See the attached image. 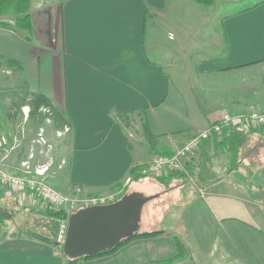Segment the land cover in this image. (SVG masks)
Segmentation results:
<instances>
[{
  "label": "crops",
  "instance_id": "obj_1",
  "mask_svg": "<svg viewBox=\"0 0 264 264\" xmlns=\"http://www.w3.org/2000/svg\"><path fill=\"white\" fill-rule=\"evenodd\" d=\"M215 2L189 0L197 12ZM57 3L30 0L28 28L0 18V96L14 103L23 94L36 114L49 109L56 116L54 131L70 129L47 177L62 174L60 192L79 186L96 195L125 186L154 154L174 153L222 109L264 110V0L222 17L204 55L189 52L173 24L183 0ZM249 76L256 80L251 91ZM21 110L28 116L30 104ZM125 115L138 117L143 132H129ZM255 130L204 141L187 162L190 176L133 179L128 192L160 193L144 207L141 233H161L76 264H167L177 253L175 237L185 245V264H264V146ZM172 181L177 186L165 188ZM0 203L13 204L17 215L36 206L3 185ZM5 228L0 264H67L55 243Z\"/></svg>",
  "mask_w": 264,
  "mask_h": 264
},
{
  "label": "rangeland",
  "instance_id": "obj_2",
  "mask_svg": "<svg viewBox=\"0 0 264 264\" xmlns=\"http://www.w3.org/2000/svg\"><path fill=\"white\" fill-rule=\"evenodd\" d=\"M49 1H53L55 4H59L57 2L61 0ZM256 1L258 0H216L214 5L211 7L200 6L197 12V9L189 3V0H183L181 12H178L177 14V22L175 21L173 22V24L176 26V31L179 32L178 37H180V39L183 41L184 46H188L187 49L189 48V52H192L193 55H196L197 50H200L202 51V55H204L208 49V45L205 44L209 41V35L211 33H214L215 37L218 34V31H220L221 18L236 10H240L245 6H249ZM201 45H204L206 47L202 48ZM184 51L182 52L183 56L185 54ZM186 53H188V51H186ZM210 54L212 55L213 53H206L207 56H210ZM204 58H206V56ZM4 75L5 74L2 73V69L0 68V79L4 77ZM255 81L256 80L253 79V77L249 76L248 82L250 83L247 86L248 91L254 89V86H256ZM1 89H3L2 84H0V95L3 94ZM22 96L23 94H18L17 101L14 103H9L8 100H3L4 98L0 96V124L4 122L5 126H7V130L1 132H9L13 138L17 137V141L14 148L10 150L9 157L5 161L3 160L2 164L8 172L12 173L21 172V163L26 160L31 163V166L33 168L42 164L49 163L51 164L49 173L53 170L55 171L58 166L57 162L59 157V151L62 147V145H60L62 137L57 136V132L54 131L58 127L56 116L52 115V112H48L45 110H43L39 114H36L35 107L33 106L34 100L28 102L25 99L20 100ZM24 103L30 104L31 112H29L30 114H28V116H24L22 112L23 110H21V106ZM10 110H13V112H10ZM14 110L16 112H14ZM9 113L12 115L8 117ZM123 118L125 123L127 124L129 132L134 134V136L143 132L138 117L134 115H125ZM39 128L40 131H38ZM260 129L264 132L263 128ZM260 143L264 146V137L260 139ZM4 154V151H0V159L3 157ZM60 176H55L56 178L47 181L56 190L61 188V180L63 176L62 174ZM147 179L150 181H157L152 178V176L147 177ZM185 181H187V179H184L182 182L185 183ZM164 186L165 188H170L172 186L175 187L177 185L175 181H172L167 182L166 184H164ZM122 189L125 190L123 186L118 185L113 190L103 192L100 195H107L113 193L118 195L117 192H121L120 190ZM72 192L66 193V195H71ZM256 200L257 202H259V199ZM41 205L42 201L37 198L36 206H34L33 208L31 207V205L22 207L23 209H25L23 210V213L19 215H14L12 221L10 219L8 220L0 217V235L3 234V231L5 229H9L5 228L8 226H10L9 231H13L14 233L21 232L26 236H34V230L36 233H41L42 230L39 225L41 226L42 224L40 223V221L45 222L44 219H42V217L45 215H42L40 212ZM4 206L7 205L0 203V207L4 208ZM8 206L14 205L10 204ZM170 206L168 207V209H171ZM30 208L33 209L32 213H25L26 209L31 210ZM60 208H63L66 211L67 218L63 219L60 222L58 236L60 234V230L66 227V223L68 222L70 215L73 213L72 208L70 206ZM166 224L167 223L161 221L158 226H160V228H165ZM64 225L65 227H63ZM1 226L3 228H1ZM58 236L56 238V241H58ZM57 246L59 247V250H61V246ZM176 255L171 259L164 261V263H186V252L185 255L181 254V256L177 258Z\"/></svg>",
  "mask_w": 264,
  "mask_h": 264
},
{
  "label": "built area",
  "instance_id": "obj_3",
  "mask_svg": "<svg viewBox=\"0 0 264 264\" xmlns=\"http://www.w3.org/2000/svg\"><path fill=\"white\" fill-rule=\"evenodd\" d=\"M45 111L51 112L49 109ZM235 128L247 129H264V110H252L245 113H233L227 109H222L218 118L210 125L195 134L183 146L179 147L172 154H154L152 158L139 169V174L149 177H164L172 173H178L190 176L187 168V162L201 148L204 141L212 139L217 135L223 134L224 131ZM70 129L65 127L64 130L57 132V136L63 137ZM17 137H12L6 133L0 132V151H4L0 159V185L7 186L11 191H15L24 198L28 197L36 204L37 198L44 205L51 204L56 207L70 206L72 212L94 205H104L115 202L120 197L124 189L116 194L91 195L83 193V190L77 186L73 188L71 195H66L53 188L48 182L47 177L51 164H42L32 167L31 163L23 161L22 170L19 173L8 172L2 164V161L9 157L10 150L14 148ZM132 181L131 177L127 179L125 186ZM125 186H123L125 188ZM67 222V220H66ZM65 227V225L63 226ZM67 229L60 230L58 241L64 238Z\"/></svg>",
  "mask_w": 264,
  "mask_h": 264
},
{
  "label": "water",
  "instance_id": "obj_4",
  "mask_svg": "<svg viewBox=\"0 0 264 264\" xmlns=\"http://www.w3.org/2000/svg\"><path fill=\"white\" fill-rule=\"evenodd\" d=\"M159 196L132 191L112 203L80 208L70 215L64 238L55 244L70 260L107 251L141 233L144 207Z\"/></svg>",
  "mask_w": 264,
  "mask_h": 264
},
{
  "label": "trees",
  "instance_id": "obj_5",
  "mask_svg": "<svg viewBox=\"0 0 264 264\" xmlns=\"http://www.w3.org/2000/svg\"><path fill=\"white\" fill-rule=\"evenodd\" d=\"M29 5H30V0H0V18L5 17V16L13 17L15 19L16 23L20 27L28 28L29 23H30ZM246 9H248V8H246ZM234 130H237L236 132L233 133L235 135H238V133H240V132H244V133L249 132L247 128H235ZM255 133L260 135L262 138L264 137V132L261 129L255 130ZM233 134L230 138L231 140L234 139L235 135L233 136ZM238 139H240V138L238 137ZM238 139L236 141H240V143H241L242 140H238ZM150 142L152 145L155 144L154 139H150ZM172 174H175V173H172ZM140 177H146V176H143L141 174L137 175L136 170H135L133 172V176L131 179L132 180L133 179H139ZM168 177H169V175L164 176V177H153L152 176V178H154L155 180L160 181V182H163V180L168 178ZM127 192H128V190H124V192L121 193L119 198H121ZM22 210H25V209H22ZM32 210L33 209H31V210L26 209L25 213L31 214ZM18 212L19 211L15 208V206H10V207L4 206V208L0 207V217L8 219V220L10 219L11 221H12V218L14 217V215H17ZM40 212L42 215H45L42 217V219H44L45 222L40 221V223L42 225L41 226L39 225V227H41L42 231H41V233H36L34 230L33 231V233H35L34 237L37 238L39 241L46 242L49 244H53L56 242V238L58 236L60 222L63 219L67 218V213L63 208L55 207L51 204L44 205L43 203H42V207H40ZM36 220H38V219H36ZM158 233H161V232L160 231L142 232L138 235H135L131 238L124 240L119 245H117V246H115V247H113L107 251H103V252H100L96 255L87 256V257H83V258L76 259V260L66 259V261H67V264H76L79 260H82V259H88V258H92L95 256L111 253L135 237L150 236V235H155ZM175 243H176V248H177L176 258L180 257L181 254L185 255L186 248H185L184 244L181 242V240L175 237Z\"/></svg>",
  "mask_w": 264,
  "mask_h": 264
}]
</instances>
